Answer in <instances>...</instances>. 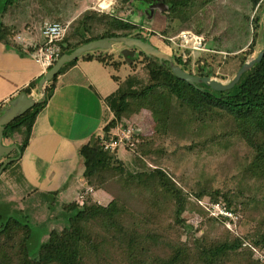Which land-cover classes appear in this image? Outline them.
Masks as SVG:
<instances>
[{"label": "trees", "instance_id": "trees-1", "mask_svg": "<svg viewBox=\"0 0 264 264\" xmlns=\"http://www.w3.org/2000/svg\"><path fill=\"white\" fill-rule=\"evenodd\" d=\"M51 1L58 0H5L0 13V42L8 48L22 50L15 39L21 33L23 19L15 20L10 15L15 7L24 6L29 13L34 9V17L38 14L39 21L49 18L60 22L62 13L57 6L50 4ZM154 1L115 0L116 4L109 13L83 12L69 23L68 32L59 44L61 56L84 44L106 38L130 37L151 43V37L157 36L169 43L166 38L172 32V21L185 23L190 19L188 7L192 0H162L165 9L161 13L168 24L159 34L146 30L142 23L126 15L134 14L136 5H149ZM248 1L252 10H259L264 3V0ZM121 11L125 12L124 16L119 15ZM7 16L8 21L5 20ZM260 22V16L256 14L252 19L254 39L259 37ZM136 51L139 59H133L131 64L121 55L103 51L89 52L79 58L96 60L115 71L125 64L131 68L124 80L112 76L118 88L105 99L106 116L111 118L101 135L79 150L87 186L94 192H106L112 197L111 202L104 206L95 201L92 193H84L82 204L79 201L64 204L62 216L66 224L54 228L47 238L41 240L35 257L29 253L32 228L10 217L0 225V264H264L253 252L257 249L264 253V220L243 237L233 236L228 230L218 234L217 220L198 203L209 197L212 202L223 199L229 208H235L243 203L233 192L199 189L195 193V202L191 201L161 168L131 172L126 162L117 157L119 148L105 151L101 146L102 137L109 136L125 119L144 109L154 116L157 123L155 133L160 136L184 133L187 129L182 122L184 113L198 117L201 122L224 116L235 127L237 136L253 151L250 167L264 178V57L232 89L215 91L202 84L191 86L174 76L168 65ZM172 52L174 61L186 72L215 79L214 70L206 58L196 60L193 70V59L184 62L175 50ZM244 53L238 70L250 59L251 52ZM77 61L66 64L48 83L44 102L6 126L5 137L21 136L19 149L22 155L30 143L37 116L53 96L59 76ZM138 61L143 63L145 77L137 70ZM42 77L20 93L31 96ZM190 207L196 208L202 218L200 228L210 226L208 230L213 234L197 236L200 229H196V233L183 239L188 228L183 215ZM248 241L250 246L246 245Z\"/></svg>", "mask_w": 264, "mask_h": 264}, {"label": "rangeland", "instance_id": "rangeland-1", "mask_svg": "<svg viewBox=\"0 0 264 264\" xmlns=\"http://www.w3.org/2000/svg\"><path fill=\"white\" fill-rule=\"evenodd\" d=\"M99 1L58 0L51 1L50 4L60 9L63 18L60 22L69 24L85 11H97ZM4 3L5 0H0V13ZM164 8V2L156 0L149 5H136L134 14L126 15L138 23L149 24L152 32L159 34L168 24L161 13ZM188 13L191 16L185 23L179 20L172 21V32L168 37L176 36L183 30L202 34L207 39L208 47L214 51L201 53L196 60L206 58L214 70L213 77L217 80L230 81L239 68L244 52H251L250 58H254L264 46L263 42H259V37L254 39L252 26V19L259 14L261 19L259 33L264 29V3L259 10H252L248 0H192ZM10 15L15 20L23 19L21 33H24L25 29L30 30L31 33L39 32L46 23L54 22L49 18L39 21L38 14L34 17V9L29 13L24 6L15 7ZM119 15L124 16L125 12L121 11ZM153 17L154 20L156 19L155 25L152 23ZM8 19V16L5 17L6 21ZM1 20L2 15H0ZM22 28L25 29L22 30ZM16 40L22 44L21 39L18 40L17 37ZM151 40V43H155L172 56L170 49L172 47L169 43L157 36L151 37ZM40 45L28 48L21 46L36 51ZM123 48V45L118 44L113 51L120 55ZM136 66L140 76L145 77L143 63L138 61ZM129 68L130 66L125 64L117 72L109 67L107 70L111 74L114 72L124 78ZM195 68L196 63L193 65V70ZM110 82L113 81L110 80ZM182 116V122L187 125L184 133L160 136L155 133L157 123L149 110L144 109L131 115L119 125L116 132L121 134L128 127H132L135 131L134 145L120 147L117 157L126 162L131 172L161 168L194 202L195 193L199 189L233 192L243 203L235 208H229L223 199L212 202L209 197H205L198 203L217 220L216 227L220 231L218 234L223 233L221 232L223 230H228L236 237L251 233L256 224L264 220V178L250 167L253 151L237 136L235 127L224 116L202 122L190 113H184ZM93 197L97 203L104 206L112 200V197L104 191L95 192ZM82 201H79L80 204ZM58 203L56 196L42 195L28 187L16 164L6 167L0 175V225L10 217L30 225L33 230L29 249L31 257L37 256L41 240L47 238L51 230L66 224L62 216L64 204ZM216 205L229 210L233 214L232 218L214 215L209 209ZM212 211L216 213L215 209ZM183 217L188 224L184 240L188 239L191 233H196V229H200L196 233L197 236L213 234L208 230L210 226L200 228L202 218L196 208L190 207ZM246 245L250 246V242H246ZM253 252L256 258L264 261L263 252L257 249H253Z\"/></svg>", "mask_w": 264, "mask_h": 264}, {"label": "crops", "instance_id": "crops-1", "mask_svg": "<svg viewBox=\"0 0 264 264\" xmlns=\"http://www.w3.org/2000/svg\"><path fill=\"white\" fill-rule=\"evenodd\" d=\"M152 20L155 25L156 19L153 17ZM143 27L152 31L149 24H143ZM25 30L17 36L21 38L22 44L16 37L17 45L28 48L44 43L42 30L32 33ZM152 44L163 51L155 43ZM24 47L20 51L0 42V110L7 108L22 89L47 72L36 61L35 51ZM108 67L113 70L111 66L96 60L78 59L59 76L53 96L37 116L30 143L17 160L16 165L28 187L42 195L56 196L60 205L83 200L84 193H92L93 196L97 192L86 184L79 150L101 135L103 127L111 118L106 116L105 99L117 90L118 83L112 78L117 75L114 73L117 71L111 74ZM129 69L126 76L130 74ZM117 76L122 80L126 78ZM31 96H37V89ZM4 141L7 145L19 146L21 136H7ZM17 156L14 151L10 157Z\"/></svg>", "mask_w": 264, "mask_h": 264}, {"label": "water", "instance_id": "water-1", "mask_svg": "<svg viewBox=\"0 0 264 264\" xmlns=\"http://www.w3.org/2000/svg\"><path fill=\"white\" fill-rule=\"evenodd\" d=\"M165 9V8H164ZM259 42L264 44V29L260 31ZM123 45V49L120 51V55L123 59L131 64L133 59H137L139 54L136 50L141 51L148 57H155L163 65H168L174 76L178 79L183 80L191 86L206 85L215 91H227L232 89L239 83L242 76L251 70L256 64H259L264 57V46L254 58H250L244 65L237 71L235 76L228 82H223L217 79H212L208 76H195L186 72L180 67L168 53L160 50L150 42H145L138 38L130 37H119V38H106L98 41H93L88 44H84L73 52L62 55L56 64L48 70L43 77L40 79L37 88V96H27L25 93H20L15 99H13L7 108L0 110V161L4 160L0 167V175L4 169L11 164L19 160L22 157L19 146L16 144L7 145L4 141V132L6 126L12 123L14 120L24 115L28 110L33 108L35 105L45 101L46 88L50 81L61 71V69L69 63H72L84 54L95 51H113L116 45ZM16 151L17 157H10L12 153Z\"/></svg>", "mask_w": 264, "mask_h": 264}, {"label": "built area", "instance_id": "built-area-1", "mask_svg": "<svg viewBox=\"0 0 264 264\" xmlns=\"http://www.w3.org/2000/svg\"><path fill=\"white\" fill-rule=\"evenodd\" d=\"M114 5L115 0H100L96 10L98 12L109 13L112 11ZM68 28L69 24L61 22H51L44 25L42 29L44 43L36 49L34 57L46 71L61 57V48L59 44L65 38ZM20 39L21 38L18 37V40ZM166 40L184 62L193 59V65L196 62V57L201 53L214 51L208 47L207 39L203 35L197 34L191 30H183L176 36L166 38ZM134 134V129L128 127L121 134L115 132L107 137H102L101 146L105 151H114L125 145L133 146ZM218 207L220 206L216 205L209 210L214 215L232 218L233 214L229 212V210ZM212 209H215L216 213H214Z\"/></svg>", "mask_w": 264, "mask_h": 264}, {"label": "flooded vegetation", "instance_id": "flooded-vegetation-1", "mask_svg": "<svg viewBox=\"0 0 264 264\" xmlns=\"http://www.w3.org/2000/svg\"><path fill=\"white\" fill-rule=\"evenodd\" d=\"M3 162H4V161H0V167H1V165L3 164Z\"/></svg>", "mask_w": 264, "mask_h": 264}]
</instances>
